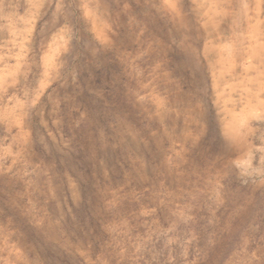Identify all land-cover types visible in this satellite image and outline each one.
<instances>
[{
  "label": "rangeland",
  "instance_id": "obj_1",
  "mask_svg": "<svg viewBox=\"0 0 264 264\" xmlns=\"http://www.w3.org/2000/svg\"><path fill=\"white\" fill-rule=\"evenodd\" d=\"M0 264H264V0H0Z\"/></svg>",
  "mask_w": 264,
  "mask_h": 264
},
{
  "label": "bare ground",
  "instance_id": "obj_2",
  "mask_svg": "<svg viewBox=\"0 0 264 264\" xmlns=\"http://www.w3.org/2000/svg\"><path fill=\"white\" fill-rule=\"evenodd\" d=\"M235 119H236V118H234V120H233V121H234V123H235V121H236V120H238V119H236V120H235ZM242 120H243V119H242ZM239 121H240V120H239ZM243 121H244V120H243ZM236 122H238V121H236ZM240 122H241V121H240ZM240 122H239V124H240ZM234 123H233V122H231V123H230V127H231V128H233L234 130H237V129H238V127H237V129H236V128H235V126H234V125H235ZM236 124H238V123H236ZM242 124H243V123H242ZM237 126H239V127H240V125H237ZM228 128H229V126L227 127V129H228ZM229 129H230V128H229ZM229 129H228V130H229ZM230 132H231V131H230ZM234 133H235V132H234Z\"/></svg>",
  "mask_w": 264,
  "mask_h": 264
}]
</instances>
